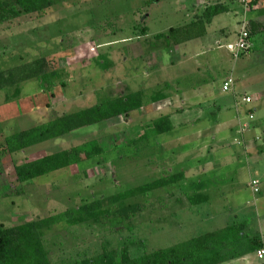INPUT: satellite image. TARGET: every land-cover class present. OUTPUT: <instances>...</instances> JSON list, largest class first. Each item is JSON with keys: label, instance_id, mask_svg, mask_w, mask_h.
<instances>
[{"label": "rangeland", "instance_id": "374dc122", "mask_svg": "<svg viewBox=\"0 0 264 264\" xmlns=\"http://www.w3.org/2000/svg\"><path fill=\"white\" fill-rule=\"evenodd\" d=\"M51 1L39 14L0 24V74L7 78L35 62L45 64L36 78L0 90V226L98 200H105L106 211L116 210L107 199L183 173L177 185L126 200L140 209L123 223L107 216L44 231L51 264H75L123 247L139 257L238 222L246 224L247 235L260 236L264 249V0ZM217 3L228 12L216 16L203 37L179 46L155 39ZM251 21L261 28L252 48L235 58L228 47L237 43L243 22ZM229 78L232 90L223 92ZM135 92L142 94V105L128 117L16 154L5 151L7 136ZM245 95L251 105L242 103ZM164 116L173 130L156 135L152 125ZM239 122L247 126L243 133ZM95 140L117 147L32 181H16L15 166ZM253 179L260 183L257 194L250 189ZM223 264L264 260L251 255Z\"/></svg>", "mask_w": 264, "mask_h": 264}, {"label": "trees", "instance_id": "16d2710c", "mask_svg": "<svg viewBox=\"0 0 264 264\" xmlns=\"http://www.w3.org/2000/svg\"><path fill=\"white\" fill-rule=\"evenodd\" d=\"M256 2L254 0L252 3ZM53 4L51 0H0V24L21 15L39 14L52 7ZM227 12V7L218 3L208 5L202 13L193 17L188 25L170 28L166 34L156 35L155 39H163L167 46L170 44L179 46L198 39L205 35L206 27L211 25L216 16ZM260 28L259 24L250 22L249 41L253 39ZM44 65V63L35 62L34 66H25L24 69L16 70L15 74L9 73L7 78L0 74V90L6 83L16 84L36 78L44 70ZM25 70H27L26 74H24ZM17 77L18 79H16ZM142 97L140 92L120 95L90 108L14 133L5 138V151L7 154H16L39 144L62 138L85 127L121 116L128 117L132 111L141 107ZM152 130L156 135L171 132L173 126L170 117L164 116L156 120L152 125ZM140 138L147 140L145 135ZM105 142L104 140L91 141L79 147L15 166L16 181L18 183L32 181L69 168L81 161L92 160L117 147L114 144L111 148H105ZM183 179V173L170 175L142 187L112 196L107 200L118 206L116 210L106 211L104 209L105 200H98L21 225L9 228L0 226V264H51L48 251L43 243L44 231L62 223L71 226L88 222L98 223L101 218L107 216L123 223L137 214L140 209L138 204L125 205L126 200L177 185ZM262 245L260 236L247 235L246 224L238 222L215 232L205 233L169 248L157 249L139 257H131L126 247H123L119 252L103 249L97 257L77 261L75 264H223L253 255L261 249Z\"/></svg>", "mask_w": 264, "mask_h": 264}, {"label": "built area", "instance_id": "2783aa9c", "mask_svg": "<svg viewBox=\"0 0 264 264\" xmlns=\"http://www.w3.org/2000/svg\"><path fill=\"white\" fill-rule=\"evenodd\" d=\"M242 2H243V0H242ZM244 2H245V0H244ZM248 28H249V24L247 22H243V24L241 26V30L238 34L237 43L235 44L234 47H232V46L228 47L229 50H231V52L233 53V56L235 58L239 57V55L246 53L249 49H251V44L249 41V30H248ZM233 84H234V82L231 78L225 80L223 82V85H222V91L223 92L231 91ZM242 103L244 105H251L253 103V101H252V98L250 96L245 95L242 98ZM237 115H239L238 112H237ZM248 116H249L250 120H253V118H254L253 113L249 112ZM239 126L241 129L240 130L241 133H243L247 129V126H245V125L242 126L240 122H239ZM259 186H260V183L258 180H256V179L251 180L250 189L254 194H257L260 192ZM257 258L259 260H264V249H260L259 251H257Z\"/></svg>", "mask_w": 264, "mask_h": 264}, {"label": "crops", "instance_id": "0c3cea01", "mask_svg": "<svg viewBox=\"0 0 264 264\" xmlns=\"http://www.w3.org/2000/svg\"><path fill=\"white\" fill-rule=\"evenodd\" d=\"M204 1H205V3L207 4V1H206V0H204ZM244 20H246L245 17H244ZM244 20H243V21H244ZM253 255H254V257H255L257 260H259V259L257 258V252L254 253ZM248 256H251V255H248ZM248 256H245V257H248ZM245 257H242V258H240V259H243V258H245Z\"/></svg>", "mask_w": 264, "mask_h": 264}]
</instances>
